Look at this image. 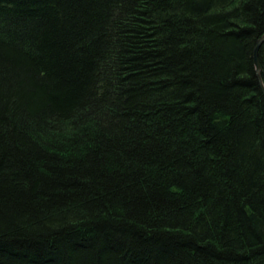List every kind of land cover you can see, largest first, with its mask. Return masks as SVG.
I'll list each match as a JSON object with an SVG mask.
<instances>
[{
    "label": "trees",
    "instance_id": "16d2710c",
    "mask_svg": "<svg viewBox=\"0 0 264 264\" xmlns=\"http://www.w3.org/2000/svg\"><path fill=\"white\" fill-rule=\"evenodd\" d=\"M263 36L264 0H0V264H264Z\"/></svg>",
    "mask_w": 264,
    "mask_h": 264
},
{
    "label": "water",
    "instance_id": "95a60500",
    "mask_svg": "<svg viewBox=\"0 0 264 264\" xmlns=\"http://www.w3.org/2000/svg\"><path fill=\"white\" fill-rule=\"evenodd\" d=\"M264 42V36L261 40L258 41L257 43V46L254 50V53H253V61H254V65H255V71H256V74L259 78V81H260V86L264 92V85L262 84L261 80H260V77H259V74H260V67H259V63H258V57H257V54H258V49L260 47V45Z\"/></svg>",
    "mask_w": 264,
    "mask_h": 264
}]
</instances>
